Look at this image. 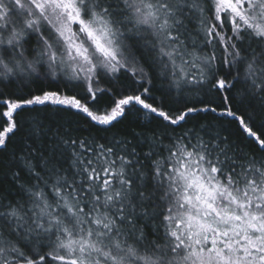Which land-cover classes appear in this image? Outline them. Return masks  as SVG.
<instances>
[{"label":"snow or ice","instance_id":"6c2138e0","mask_svg":"<svg viewBox=\"0 0 264 264\" xmlns=\"http://www.w3.org/2000/svg\"><path fill=\"white\" fill-rule=\"evenodd\" d=\"M0 264H264V0H0Z\"/></svg>","mask_w":264,"mask_h":264}]
</instances>
